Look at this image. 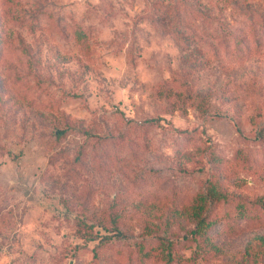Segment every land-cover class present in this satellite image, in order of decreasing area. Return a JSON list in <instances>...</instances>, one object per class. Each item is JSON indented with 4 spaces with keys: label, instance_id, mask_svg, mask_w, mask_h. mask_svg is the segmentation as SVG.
Segmentation results:
<instances>
[{
    "label": "rangeland",
    "instance_id": "1",
    "mask_svg": "<svg viewBox=\"0 0 264 264\" xmlns=\"http://www.w3.org/2000/svg\"><path fill=\"white\" fill-rule=\"evenodd\" d=\"M210 184L216 254L184 214ZM167 240L264 264V0H0V264H166Z\"/></svg>",
    "mask_w": 264,
    "mask_h": 264
},
{
    "label": "trees",
    "instance_id": "2",
    "mask_svg": "<svg viewBox=\"0 0 264 264\" xmlns=\"http://www.w3.org/2000/svg\"><path fill=\"white\" fill-rule=\"evenodd\" d=\"M225 198L223 192L219 191L215 184H210L205 191L199 193L194 201L184 210V214L194 221V227L190 230L193 238L196 236L200 237L203 243V250L206 252H212L214 254L220 251V246L216 241H214L213 235L211 234V229L215 225V221L211 219L213 213V205L221 202ZM238 215L241 221H249L257 218L258 212L256 207L251 209L247 208L243 204L238 205ZM179 214V212H177ZM232 230H235L234 226H230ZM113 236L118 239H129L130 235L125 233L123 230L117 228L114 230ZM167 251L159 252L154 249H150L144 254L150 258H155L157 260L163 261L166 264H172L174 260L178 259V256L173 254L170 250L171 240L163 241ZM195 255L198 258L199 255L195 251Z\"/></svg>",
    "mask_w": 264,
    "mask_h": 264
}]
</instances>
